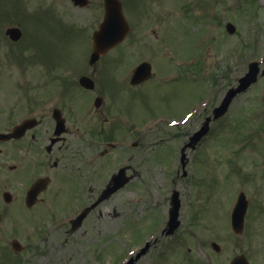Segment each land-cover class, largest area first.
Segmentation results:
<instances>
[{"label": "rangeland", "instance_id": "1", "mask_svg": "<svg viewBox=\"0 0 264 264\" xmlns=\"http://www.w3.org/2000/svg\"><path fill=\"white\" fill-rule=\"evenodd\" d=\"M89 1L90 5L84 8L73 7L68 0H5L4 3L10 14L28 13L29 33L37 40L31 50L38 60L43 61L41 53L47 52L48 66L63 65L56 67L55 77L67 70L66 76L75 82L80 75L91 72L87 64L91 34L102 18V0ZM121 2L130 34L99 61V73L93 78L97 85L106 87L112 97V112L121 114L138 132L135 137L147 131L143 146L132 150L133 180L125 189L102 201L73 233L66 234L56 219H49L48 211L52 206L48 202L32 213L33 219L27 227H0V264H125L130 258L125 259L126 251L133 249L136 253L146 241L149 245L145 254L132 264H204L202 260L206 264H224L226 257L229 259L239 252L238 249L233 251L234 242H245L246 234L232 242L231 249V244L228 245L229 253L221 242L231 243L227 211L239 192L245 193L249 206L255 205L258 209L255 212L249 208L247 213L246 219H251L248 233L250 240H254L247 242V246L255 253L253 263L264 264V111L261 99L264 78H259L245 94L239 95L221 118L214 122L209 118L227 89L247 71L248 63L264 58V0ZM12 21L14 23L15 16L14 20L0 25V33L5 24ZM227 23L235 27L232 34L226 31ZM9 51L8 43L0 44L1 70L5 68L6 57L8 63L11 62ZM26 53L18 54L24 58L28 55L26 61L31 65L32 53ZM85 54L87 60L81 63ZM141 58L149 60L156 76L139 91H128L131 95H125L122 89L119 91V77ZM175 58H179L180 68L171 62ZM68 64L70 68H64ZM33 69L21 75L22 72L8 64L6 70L10 73L0 72L3 87L0 86V99L7 101L0 103L1 108L9 109L15 102L4 92L20 93L12 75L39 78V68ZM58 87L62 85L55 83L52 90ZM73 91L66 99L81 95L75 86ZM90 94L94 96L97 91ZM106 98L108 102L110 98ZM84 99H76V112L83 108ZM69 100L66 104H70ZM191 108L193 115L181 121L177 129L159 125L154 119L165 114L180 117ZM104 118L112 121L113 117L104 114L98 118V114L91 112L85 117L86 124L77 121L80 117L71 121L88 129L100 125ZM202 131L195 141L197 144L201 140L197 149L191 151L187 147L188 136L194 134L195 137ZM95 148L82 150L88 154ZM112 151L102 157L101 162L111 157L118 159L117 166H121L124 157L120 156L124 150ZM102 169L104 171V166ZM105 178L103 175L102 185L107 181ZM89 185H95V179L87 169L84 188L87 190ZM73 188L70 182L61 195L63 200ZM175 191L182 207L181 232L179 230L173 241L166 244L171 236L158 234L167 221L170 196ZM95 195L87 190L82 201L91 202ZM70 211L64 205L50 215L56 218L57 214L61 219ZM25 214L23 209H11V217L18 222ZM153 237L157 238L153 241ZM39 238L44 239L40 242ZM212 238L224 248L220 255H215L209 240L206 241ZM259 238V247H256ZM12 240H18L23 247L20 253H13Z\"/></svg>", "mask_w": 264, "mask_h": 264}, {"label": "flooded vegetation", "instance_id": "2", "mask_svg": "<svg viewBox=\"0 0 264 264\" xmlns=\"http://www.w3.org/2000/svg\"><path fill=\"white\" fill-rule=\"evenodd\" d=\"M88 4H90L89 0ZM7 16L0 14V25L8 20ZM27 17L28 13L15 14L14 23L12 21L5 24V28L0 33V44L9 43L11 46L14 45L17 50L29 51L33 54L31 49L34 48L37 40L32 33L31 35L29 33ZM9 28L18 30L19 36L16 41L11 42L7 37L6 30ZM8 64L10 63H6L5 68L0 69V72L9 74L10 71L6 70ZM13 64L18 72H22L21 75L26 73L27 69L38 68L37 61L31 62V65L30 62L27 65H24L23 62ZM89 68L91 69L90 74L83 75L93 78L96 72L99 73L98 64L91 65ZM47 73L51 76H48ZM53 74V67L45 66L40 72L41 78L35 77L32 80L31 77L18 78L12 75L14 86L20 93L16 95L4 92L8 95V99L10 97L15 102L9 109L0 107V227L8 226L16 229L17 224L27 227L33 219L32 213L46 202L49 203V206L51 203L50 213H57L64 205H67L70 210L80 208L85 202L82 201V196L87 190L89 193H96L92 200L94 202L103 187L107 185L109 176L120 168H125L126 175H134L132 150L137 146H143V137L146 134L137 135L134 139L133 127L122 119L121 114H117L116 111L112 112V97L110 96V100L107 102L105 86L97 85L95 81L92 90H96L97 94L94 95V99L101 98L99 108L95 113L98 114V118L109 114L113 117L112 121L104 118L100 125L90 126L88 129H85V125L73 124L71 120H75L77 117H80L79 120L76 119L78 122L85 124V109L82 108L76 112L75 109H72V105L75 104L76 99H86V92L79 87L78 80L73 82L67 76L55 78ZM129 79L130 77L122 78L119 87V91L122 89L125 95H131L128 91H139L146 83L131 86L127 84ZM55 83L62 85V92L54 94L52 87ZM0 86L2 87L1 83ZM73 86L81 92V95L75 94L73 100L66 99L69 94H74ZM68 100L72 102L66 104ZM1 102L7 101L0 99ZM55 116L58 117V120ZM114 127L116 128L113 129ZM59 130H62L60 134L57 133ZM112 142H119L120 149L124 150L120 156L124 159L119 167L117 166L118 159L115 158L110 157L107 161L101 162L102 157L108 156L113 149L117 148L109 146ZM93 147L97 148L88 154L82 150V148L89 150ZM103 166L105 175H110L106 183L102 185ZM87 169L95 179V185H93L94 187L89 185L86 190L84 182ZM70 182L74 184V188L71 194L63 200L61 195ZM36 184L38 193L32 199L33 205L27 208V193ZM13 207L26 211L20 222L11 217ZM113 212L115 213V210ZM50 213L49 216H51ZM99 214H101L100 211ZM63 225L64 232L69 234L71 229L69 219ZM39 239L42 242L44 238Z\"/></svg>", "mask_w": 264, "mask_h": 264}, {"label": "water", "instance_id": "3", "mask_svg": "<svg viewBox=\"0 0 264 264\" xmlns=\"http://www.w3.org/2000/svg\"><path fill=\"white\" fill-rule=\"evenodd\" d=\"M73 2L75 5H85V0H73ZM103 2L104 19L99 27V30L93 34V53L91 56V62L99 58L100 55H103L108 49L120 43L128 32V26L125 18L123 17L120 2L118 0H103ZM11 33L14 34L13 32ZM258 71L259 69L257 63L249 65L248 73L239 81L240 85L236 89L230 90L223 99L221 105L214 110V119L222 116L227 111L231 99L237 93L245 91L251 83L256 81ZM147 73L148 71L145 74L147 75ZM262 75H264V71L262 72ZM81 82H86V80H81ZM202 133L203 131L193 137V141H196ZM112 180L115 182L116 177H113ZM124 182L123 177H121L120 185L117 187L114 186L112 191H115L119 186L123 185ZM241 203L242 205L244 204L243 201ZM84 216L85 214L81 215L78 221L80 222ZM232 264L237 263L234 261Z\"/></svg>", "mask_w": 264, "mask_h": 264}]
</instances>
